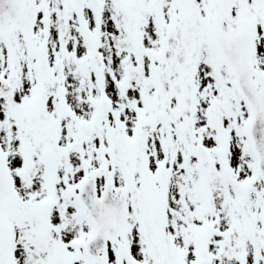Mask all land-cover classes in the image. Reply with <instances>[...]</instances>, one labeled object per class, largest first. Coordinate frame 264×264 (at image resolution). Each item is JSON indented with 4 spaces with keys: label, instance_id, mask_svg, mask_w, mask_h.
<instances>
[{
    "label": "snow or ice",
    "instance_id": "obj_1",
    "mask_svg": "<svg viewBox=\"0 0 264 264\" xmlns=\"http://www.w3.org/2000/svg\"><path fill=\"white\" fill-rule=\"evenodd\" d=\"M0 264H264V0H0Z\"/></svg>",
    "mask_w": 264,
    "mask_h": 264
}]
</instances>
